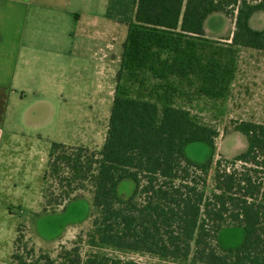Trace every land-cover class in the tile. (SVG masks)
Returning <instances> with one entry per match:
<instances>
[{"label": "trees", "instance_id": "obj_1", "mask_svg": "<svg viewBox=\"0 0 264 264\" xmlns=\"http://www.w3.org/2000/svg\"><path fill=\"white\" fill-rule=\"evenodd\" d=\"M260 12L264 0H136L104 146L97 152L52 144L44 174L49 183L45 210L65 208L91 184V249L191 258L196 264H264V123L231 120L224 134L244 135L247 149L231 159L215 160L213 155L196 164L186 157L185 148L197 142L215 148L219 131L170 101L161 108L154 101L130 97L121 85L127 77L144 86L149 75L180 94L188 87L209 99L226 96L236 75L238 49L264 52V28L251 26ZM216 13L234 22L227 38L206 35L205 22ZM127 181L135 188L124 197L120 186ZM225 228L243 229V243L220 246ZM12 260L141 264L95 251L83 256L79 245L63 249L55 259L41 254L28 261L16 253Z\"/></svg>", "mask_w": 264, "mask_h": 264}, {"label": "rangeland", "instance_id": "obj_2", "mask_svg": "<svg viewBox=\"0 0 264 264\" xmlns=\"http://www.w3.org/2000/svg\"><path fill=\"white\" fill-rule=\"evenodd\" d=\"M251 26L254 29L264 28V12L254 15ZM233 30V20L223 13L213 14L205 24L206 35L210 39L227 38ZM236 65V75L229 92L217 99L195 95L188 87L181 94L173 92L167 88L166 82L155 81L149 75L144 86L127 77H123L121 85L130 97L154 101L161 108L170 101L176 107L190 110L200 122L215 127L220 133L215 148L203 142L192 143L185 148V155L190 161L203 164L213 155L215 160L221 157L231 159L247 149L244 135L224 134L231 120L264 123V52L240 48ZM119 68L116 66V69ZM115 76L107 73L102 81L92 70L83 73L75 80L74 86L78 92L66 97L68 105L65 111L53 109V104L59 106L53 96L39 97L42 103L48 102L52 108L50 120L39 130L43 136L40 141L23 150L28 155L20 161L18 176L15 177L18 190H14L12 184H2L5 177L0 178V262L12 264V255L16 253L28 261L37 259L41 254L55 259L63 249L79 245L83 256L95 251L141 264H196L191 258L181 261L106 247L91 249L87 244L93 219L91 184H86L81 198L65 208L45 210L44 193L49 183L44 181V174L52 144L66 140L71 142L69 144L78 145L73 147L84 146L91 151L99 152L103 148L117 85ZM35 98L29 97V101ZM24 129L33 131L26 127ZM211 187L212 173L208 180V191ZM134 188L133 182H123L120 194L129 197ZM19 235L21 240L17 242ZM244 238L243 229L225 228L219 234L218 243L224 248H236Z\"/></svg>", "mask_w": 264, "mask_h": 264}, {"label": "crops", "instance_id": "obj_3", "mask_svg": "<svg viewBox=\"0 0 264 264\" xmlns=\"http://www.w3.org/2000/svg\"><path fill=\"white\" fill-rule=\"evenodd\" d=\"M135 1L0 0L2 184L18 190L15 177L28 155L23 150L40 141L39 130L49 123L52 108L39 97L53 96L59 103L53 109L65 111L66 97L78 92L75 80L83 73L92 70L102 81L109 73L117 81Z\"/></svg>", "mask_w": 264, "mask_h": 264}]
</instances>
